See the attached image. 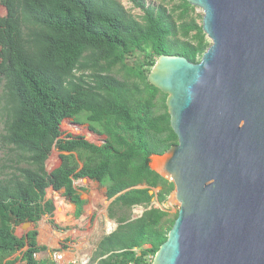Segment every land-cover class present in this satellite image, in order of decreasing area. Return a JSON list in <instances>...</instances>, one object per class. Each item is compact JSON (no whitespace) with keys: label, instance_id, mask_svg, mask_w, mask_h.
<instances>
[{"label":"trees","instance_id":"obj_1","mask_svg":"<svg viewBox=\"0 0 264 264\" xmlns=\"http://www.w3.org/2000/svg\"><path fill=\"white\" fill-rule=\"evenodd\" d=\"M130 1L142 10L141 19L117 0H0L7 11L0 17V142L11 163L0 173V264H55L36 258L46 249L36 229L19 237L15 226L47 215L60 229L47 189L62 191L80 213L85 200L74 181L84 178L105 187L112 200L108 215L118 223L100 240L92 264H150L148 255L167 240L177 214L171 217L153 201L165 202L175 184L149 161L178 137L166 95L149 84L145 69L163 54L199 62L210 44L202 25L178 23L163 5ZM182 7L181 17L193 8L188 0ZM137 51L146 61L132 68L127 59ZM115 68L125 75L119 78ZM72 117L105 142L63 136L61 125ZM54 148L59 164L49 171ZM137 206L145 209L133 218Z\"/></svg>","mask_w":264,"mask_h":264},{"label":"water","instance_id":"obj_2","mask_svg":"<svg viewBox=\"0 0 264 264\" xmlns=\"http://www.w3.org/2000/svg\"><path fill=\"white\" fill-rule=\"evenodd\" d=\"M188 2L210 46L199 62L163 54L147 77L178 137L149 167L181 203L151 264H264V0Z\"/></svg>","mask_w":264,"mask_h":264},{"label":"rangeland","instance_id":"obj_3","mask_svg":"<svg viewBox=\"0 0 264 264\" xmlns=\"http://www.w3.org/2000/svg\"><path fill=\"white\" fill-rule=\"evenodd\" d=\"M119 3L123 5L127 13L137 19H141L143 16V12L140 8H137L130 0H117ZM147 5H152L158 7L160 5L165 6L166 8L173 11L175 20L178 23L190 22L194 21L195 23L202 25L203 21V11L201 8L193 6L190 8L188 13L184 14L181 17L184 8L182 4L184 0H144ZM7 13L6 8L0 3V17L5 16ZM206 41L208 44H211L210 39L206 36ZM146 61L145 54L143 52L137 51L132 53L127 59V65L132 68H138L141 64ZM146 73L149 74L150 71L148 68L145 69ZM113 73L117 75L119 78H122L125 75V71L119 68H115ZM135 79V78H134ZM2 94V90L0 89V97ZM73 123H76V117L68 118L64 120L61 125V130L63 136L73 135V136H81L90 142H94L97 144H101L100 141H97L92 137V135H88L85 131L88 130V126L86 124H77L81 126L82 129H76ZM4 130V121L2 114L0 112V134L3 133ZM7 148L3 146L0 142V173L9 172L4 168V166H8L11 163L7 160ZM59 164V151L57 149H53L52 155L46 162L47 170H52ZM6 174H2L1 177H5ZM172 181V179L168 178ZM76 185L83 187L86 190L87 197L89 200V205L85 207V212L82 216L72 218L68 221L64 213L68 210L69 202L65 198L64 194L59 193V198L55 196L52 189L49 188L48 198H55V211L53 215V220L58 224L60 229L49 227V217L47 215L42 216V218L36 223H30L28 226L20 224L15 226V232L18 235L24 234L30 230L36 228L39 234V228H43L45 225L48 228L49 242L48 248L61 251H69L66 248H63V245L70 247L71 252L67 254L68 260L73 259L75 263L73 264H92L94 263V254L96 247L100 241V239L105 236L108 231L109 222L113 223L111 228L115 229L118 226V223L115 219H111L108 216L107 207L110 201L106 198L105 188L101 187L97 182L91 181L89 179H81L75 181ZM159 189H155L157 192ZM60 201H63V206H59ZM153 205L155 207H159L162 210L168 212L171 217H175L178 214L181 203L177 199V192L174 189L165 202L159 203L156 199H154ZM64 208V209H63ZM145 208L143 206H137L133 208L130 212V215L135 218L142 214V210ZM57 210V212H56ZM64 210V212H63ZM53 230V232L51 231ZM42 231V230H41ZM53 234H52V233ZM44 233V232H43ZM52 236V238H51ZM39 245L43 244V237L40 235L39 237ZM51 242V243H50ZM42 246V245H41ZM54 251V252H55ZM53 252V253H54ZM38 259H42L45 256H48L47 253H41L40 255H36ZM71 256V257H70ZM14 257L20 258V252H17ZM74 257V258H72ZM53 259V258H52Z\"/></svg>","mask_w":264,"mask_h":264},{"label":"crops","instance_id":"obj_4","mask_svg":"<svg viewBox=\"0 0 264 264\" xmlns=\"http://www.w3.org/2000/svg\"><path fill=\"white\" fill-rule=\"evenodd\" d=\"M84 179H87V178H84ZM79 180H81V179H79ZM90 180V179H89ZM77 181V180H76ZM92 181V180H91ZM95 182V181H94ZM99 184V183H98ZM74 188H75V190H76V192H77V194L81 197V199H83V200H85V204L83 205V207L81 208V212L80 213H78V211H77V208H76V205L75 204H73L69 199H67L66 197V199H67V201L69 202V204H68V210L64 213V216H65V218L68 220V221H70V219H72V218H76V217H80V216H82L83 214H84V212H85V207H87L88 205H89V200H88V197H87V193H86V190L82 187L81 188V186H79V185H76L75 184V181H74ZM103 188H105V187H103ZM49 189V188H48ZM47 189V190H48ZM52 189V188H51ZM52 191H53V193H56V192H59V193H62V191H56V192H54L55 190L54 189H52ZM63 194V193H62ZM60 195V194H59ZM105 195H106V189H105ZM55 196H57V195H55ZM47 198H48V191H47ZM59 198V197H58ZM106 198H107V196H106ZM48 199H51L52 201H53V203H54V201H56L55 200V198H48ZM157 200V199H156ZM110 201V203H111V201L112 200H109ZM154 202V201H153ZM110 203H109V205H110ZM109 205H108V207H107V212H108V208H109ZM54 206H55V204H54ZM64 209V208H63ZM55 211V210H54ZM56 212H57V210H56ZM63 212H64V210H63ZM53 215H54V213H53ZM109 216V215H108ZM110 218V217H109ZM55 221V220H54ZM56 223V222H55ZM50 224V223H49ZM57 224V223H56ZM23 225H25V223H23ZM58 225V224H57ZM26 226H28V225H25V227ZM46 226L47 225H45L43 228L41 227V230H40V228H39V234H37V242H38V244L39 243H41L40 241H39V237H40V235L43 237V244H41L42 246H45L46 247V249L45 250H41V251H39L37 254L38 255H40L41 253H47V255L48 256H45L44 258H42V259H38L37 258V256H36V258L38 259V260H43V259H47V258H52V255H53V252L55 251L54 249H51V248H48V245H49V242H47V240L49 239V235H48V228H46ZM49 227H53L51 224H50V226ZM53 228H55V227H53ZM34 229H36V228H34ZM37 230V229H36ZM51 231L53 232V230L51 229ZM37 232H38V230H37ZM44 232V233H43ZM51 232V233H52ZM27 233V232H26ZM26 233H24V234H21V235H18L16 232H15V234L17 235V236H19V237H21V236H24ZM53 234V233H52ZM106 235H108V234H106ZM105 235V236H106ZM104 237V236H103ZM102 237V238H103ZM51 238H52V236H51ZM101 238V239H102ZM100 239V240H101ZM100 242V241H99ZM51 243V242H50ZM99 244V243H98ZM40 245V246H41ZM97 247H98V245H97ZM97 247H96V249H97ZM145 247H149V245H146ZM63 248H66V249H68L69 251H61V250H56V251H61V252H63L64 253V255H65V258H66V260H68V257H67V254H70V253H73V252H71V250H70V247H67L66 245H63ZM96 251V250H95ZM36 254V255H37ZM71 257V256H70ZM72 258H74V257H72ZM71 260H73V259H71Z\"/></svg>","mask_w":264,"mask_h":264},{"label":"built area","instance_id":"obj_5","mask_svg":"<svg viewBox=\"0 0 264 264\" xmlns=\"http://www.w3.org/2000/svg\"><path fill=\"white\" fill-rule=\"evenodd\" d=\"M73 125L75 126V128H77V129H82L81 128V126H79V125H77V124H75V123H73ZM88 135H92V137L94 138V139H96L97 141H100V143L101 144H103L105 141H104V138H102V137H98V136H96V135H94L92 132H90L89 130H86L85 131ZM84 138V137H83ZM85 139V138H84ZM85 140H87V139H85ZM87 141H89V140H87ZM90 142V141H89ZM91 143H93V144H95V145H99V144H97V143H94V142H91ZM100 144V145H101ZM54 192H56V191H54ZM56 195H57V197H59V193L58 192H56L55 193ZM153 257L154 256H152V255H148V257H147V260H148V262L151 264L152 263V260H153ZM52 258H53V261L55 262V264H73V263H75L74 262V260H66V258H65V255H64V253L63 252H61V251H55L54 253H53V255H52ZM127 264H134L133 262H129V263H127Z\"/></svg>","mask_w":264,"mask_h":264},{"label":"bare ground","instance_id":"obj_6","mask_svg":"<svg viewBox=\"0 0 264 264\" xmlns=\"http://www.w3.org/2000/svg\"><path fill=\"white\" fill-rule=\"evenodd\" d=\"M76 129H77V128H76ZM58 203H59V206H60V207L63 206V201H60V202H58ZM112 226H113V223H112V222H109V225H108V231H111Z\"/></svg>","mask_w":264,"mask_h":264}]
</instances>
